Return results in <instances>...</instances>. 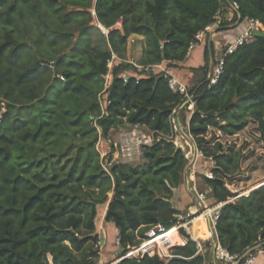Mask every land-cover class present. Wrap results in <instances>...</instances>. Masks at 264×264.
<instances>
[{
    "label": "trees",
    "instance_id": "1",
    "mask_svg": "<svg viewBox=\"0 0 264 264\" xmlns=\"http://www.w3.org/2000/svg\"><path fill=\"white\" fill-rule=\"evenodd\" d=\"M234 1L238 9L229 0H0V264H94L99 207L106 204L105 220L119 230L121 256L148 241L151 228L176 224L172 198L187 157L175 143L172 118L187 97L155 66L184 62L218 11L225 23L219 32L240 33L246 18L264 26V0ZM226 11L236 17L229 20ZM131 34L146 37L140 72L126 62ZM210 38L203 41L207 61L215 49ZM113 54L120 59L104 111L99 94ZM208 66L201 67L206 82L189 89L195 101L189 128L203 154L216 161L214 178H200L202 186H212L215 201L226 202L218 238L241 256L264 246V185L231 200L235 192L226 178L238 164L236 154L214 141L216 134H205L214 128L233 135L254 121L264 140V36L226 56L215 84ZM128 125L146 127L153 142L142 146L143 162H114L106 169L96 146L99 127L108 137ZM186 139L179 130L178 142L184 146ZM175 236L172 229L158 240ZM208 245L201 251L188 238L171 256L146 252L117 264H207Z\"/></svg>",
    "mask_w": 264,
    "mask_h": 264
},
{
    "label": "rangeland",
    "instance_id": "2",
    "mask_svg": "<svg viewBox=\"0 0 264 264\" xmlns=\"http://www.w3.org/2000/svg\"><path fill=\"white\" fill-rule=\"evenodd\" d=\"M233 17H236L235 15ZM235 22V21H234ZM233 22V23H234ZM96 25H99L105 33H108V29L104 28L97 21L96 17L93 22ZM225 24V23H223ZM222 24V25H223ZM121 21L116 24V27L121 28ZM236 27V25H235ZM146 47V37L144 35L139 34H131L128 37L127 45H126V62H130L132 64L137 65V72L141 71V66L138 64L139 60L142 58L144 54V50ZM222 52H217L216 57H221ZM120 58L116 57L113 61V64L117 63ZM217 64V62L215 63ZM168 69L177 68L179 69V65H175L173 63H166ZM157 70H160L161 67L155 66ZM113 66L111 67L112 74ZM129 72L136 73L133 69H130ZM113 77V74H112ZM205 71L202 68L194 69L193 74L191 76V82L189 85V89L191 88L192 92L196 87L201 86L206 82ZM106 83V78H105ZM106 98V94L102 95V99ZM185 105V102L179 108ZM177 108L176 110H178ZM176 110L174 111V120H176ZM177 123L175 143L177 146H181L183 148L186 157H187V165L183 173V179L181 184L174 189V196L172 198L173 206L178 210V220L174 226L178 227L181 223H185L187 221V213L190 210L186 205L181 209L180 207V199L177 200L175 197V193H179L181 190L186 189V179L188 178L190 181L194 180L193 176H191V171L194 170L197 173V180L202 185V181L200 178L201 174H204L205 171H210L215 167L216 161L212 157H207L203 154V151L200 150L195 138L191 135L190 131L185 128L183 129L181 124ZM132 126H119L113 128L108 137L102 136L101 127H99V139L97 141V149L101 153L102 163L106 169H109L111 164L114 162H123L130 165H137L143 162L142 159V146H138L137 148L128 150L125 148L123 140L125 138V133H128L132 130ZM143 134L150 133V131L146 127H142ZM179 130H183L182 133L186 136V144L182 146L178 142ZM216 134V138L214 141H219L222 143L225 150L232 154H236V158L238 164L233 168V173L230 177L226 178V185L235 192V195L238 194L243 188L255 185L259 182L264 181V140L262 139L261 132L258 129V125L256 122L251 121L245 128L240 130L238 133L230 135L225 134L221 131H218L214 128L210 129L209 137ZM214 142H212L213 144ZM234 156V155H233ZM189 186V184H188ZM190 187V186H189ZM205 187V186H202ZM194 193V192H193ZM195 194V193H194ZM210 202H214L215 200L211 198ZM192 204H196V195ZM192 206V205H191ZM108 205L99 207V220H98V240L93 245V249L98 254V256H94V264H117L118 259L121 257L123 253V248L120 245L119 240V230L114 224H109L106 222V214H107ZM184 228L178 230L179 235L186 242L184 235ZM181 245L179 243L168 246L166 249L160 247L159 243H155L154 247L151 248L154 252H161L163 256H171L172 248L174 246ZM135 247L131 248L132 251ZM208 254L211 255V245H208ZM144 252L143 250L138 251L136 254L132 256H138L140 253ZM52 260V257H49Z\"/></svg>",
    "mask_w": 264,
    "mask_h": 264
},
{
    "label": "built area",
    "instance_id": "3",
    "mask_svg": "<svg viewBox=\"0 0 264 264\" xmlns=\"http://www.w3.org/2000/svg\"><path fill=\"white\" fill-rule=\"evenodd\" d=\"M229 1L234 9H238L239 4L237 1H234V0H229ZM92 12L93 14H95V10H92ZM238 16L240 20L241 15L239 14ZM222 19H223V15L220 11H218L214 17V20L210 22L205 27V29L197 33L196 39L191 43L189 47V54L192 53L193 50L206 39L207 36H211V34L218 31V29H220L223 26ZM245 23H246L245 27L238 35H236L229 41L225 42L223 45L222 44L220 45L221 52H222L221 57L216 59L214 58V55H211V61H210L211 69H210V72L208 73V80L210 84H215L218 81L223 71V64H224V59L226 56L234 53L240 46H242L246 42L253 40L257 36V33L259 31L261 30L264 31V26L259 20H252V19L246 18ZM116 57L117 55L113 54L112 59L109 61V71L107 74L104 75V78H106L105 88L99 94V99H100V102H101V105L104 111H105V106L108 103V100L106 98L103 100L102 95H104L107 92L109 86L112 83L113 77L111 74V67L113 66V61ZM216 62L217 64H215ZM162 70H164L166 74L170 76V79H169L170 86L174 90H179L185 93L187 97L185 104L188 102L189 110L192 115L195 109V101L193 99V94L189 93V87L184 82L170 75L166 71V69L163 68ZM172 122H173L175 132H176V129H177L176 122L177 121L174 120V116L172 118ZM131 126L133 127L132 130L129 131L128 133H125V138L123 140V143L126 149L128 150L135 149L137 148L135 147L137 146L136 144H138V146L152 144L153 142L152 132L143 134L142 127L138 125H131ZM210 129L211 128H209V130L205 134V137L207 138H209L208 135H209ZM189 131H190V128H189ZM194 174H196V171L192 170L191 175L193 176ZM204 174L208 178H214V173L212 170L210 171L207 170L204 172ZM192 190L196 195V204L192 205L190 210L188 211L187 218H186L187 221L183 224L181 223L177 227L178 230H180L182 227L185 229L186 235H187L185 237L186 241L188 238L195 241L199 250L204 251V252L207 250L205 248V243L208 242L211 245V249L213 250L216 256L218 264H255V260L257 256L259 254H264V246L262 244L256 245L257 248L253 252L248 254L245 257L244 261L242 262L241 261L242 255L239 256L238 254H232L227 248H225L221 244L218 238L217 223L220 218L221 208L226 202L220 201V200L210 202L209 200L212 198L211 194L213 192L212 186L207 185L205 187H202V185L199 183V181L195 177H194V184H193ZM233 199L234 197L231 200ZM201 222L204 223L205 230L201 229V226H200ZM164 231H166L165 226L161 224L157 225L156 227L151 228L146 233L149 236L148 241L153 240L157 236H160ZM202 231L205 232V235H202L201 233ZM139 251H141V249ZM143 251L144 252L140 253L139 255H142L148 252L150 255L159 253L161 256H163L161 252H156V251L154 252L153 250H151V247H148L146 250H143ZM132 255L134 254L131 253V251H129L127 254L121 256L117 262H119L125 256H132Z\"/></svg>",
    "mask_w": 264,
    "mask_h": 264
},
{
    "label": "crops",
    "instance_id": "4",
    "mask_svg": "<svg viewBox=\"0 0 264 264\" xmlns=\"http://www.w3.org/2000/svg\"><path fill=\"white\" fill-rule=\"evenodd\" d=\"M229 20H231L233 13L230 11H226L224 14ZM234 25V24H233ZM230 26H232V24H230ZM229 33L227 34V32H214L213 34H211V38L210 40H212L215 44H214V58H218L216 57L217 52L221 51L220 45L223 43V41H227L228 39H232V37H234V33L236 35L239 34L238 31H236L235 28H231L229 29ZM204 42H202L199 46H197L192 53H190L187 57V59L184 62H174L173 64H178L179 65V69L177 68H172V69H168L166 66V62L162 63L159 67H161V69H166V71L174 76L175 78H177L178 80L184 82L188 87L190 85L191 82V76L193 74L194 69H198L201 68L203 65L206 64V62H208V73L210 72L211 69V55L209 56V59L207 61L206 57H205V53H204ZM207 78H208V74H207ZM188 104V102L186 103ZM176 121L178 122V124H181L180 126H182L183 129L187 128L189 130V125H190V119H191V112L189 110V105H187V109L186 110H182V109H178L176 110ZM183 131V130H182ZM187 135V134H185ZM192 176V175H191ZM193 177H195L197 179V173L193 175ZM194 179V178H193ZM189 184V186H188ZM193 184H194V180L190 181L188 178L186 179V189L183 188V190H181L179 193H175V197H177V200L180 199V207L181 209L184 208L186 205L188 206V209L191 208L192 202L195 199V194L193 193ZM185 243V241H184ZM209 252V251H208ZM131 253H135V252H131ZM207 264H218L216 256L213 252V250L211 251V255L207 256ZM255 264H264V254H259L255 260Z\"/></svg>",
    "mask_w": 264,
    "mask_h": 264
},
{
    "label": "bare ground",
    "instance_id": "5",
    "mask_svg": "<svg viewBox=\"0 0 264 264\" xmlns=\"http://www.w3.org/2000/svg\"><path fill=\"white\" fill-rule=\"evenodd\" d=\"M200 226H201V229H204L205 230V225H204V223H200ZM172 229H175V233H176V236L174 237V238H171L170 240H168V241H165L164 239H166L167 240V238H160L159 240H158V238L160 237V236H162V235H165L168 231H170V230H172ZM202 233V235H205V232L204 231H202L201 232ZM160 236H157V237H155L153 240H150V241H147V243H151V244H148L147 246H145V249L144 248H142V246L146 243H143V244H141L138 248H139V250L141 249V250H146L148 247H154V244L155 243H159V245H160V247H162L163 249H166L168 246H171V245H173V244H176V243H179V244H185L184 243V240L182 239V237L179 235V232H178V228L176 227V226H173L172 228H170V229H168V230H166V231H164ZM165 241V242H164ZM132 252V251H131Z\"/></svg>",
    "mask_w": 264,
    "mask_h": 264
},
{
    "label": "water",
    "instance_id": "6",
    "mask_svg": "<svg viewBox=\"0 0 264 264\" xmlns=\"http://www.w3.org/2000/svg\"><path fill=\"white\" fill-rule=\"evenodd\" d=\"M257 36H264V31L261 30L257 33ZM128 75H126L127 77ZM213 112H210V114H212ZM102 130V128H101ZM262 185H264V181L262 182H259L255 185H250V186H247L245 188H243L238 194H236L234 196V199H238L242 196H246V195H250L251 192H253L254 190H256L257 188L261 187ZM139 247V246H138ZM138 247H135L134 249L138 248ZM257 247L254 246L252 248H250L245 254L242 255V258H241V261H243L245 259V257L250 254L251 252H253Z\"/></svg>",
    "mask_w": 264,
    "mask_h": 264
}]
</instances>
